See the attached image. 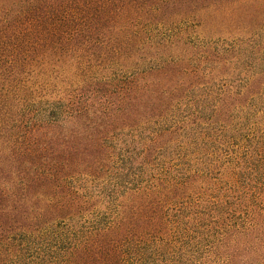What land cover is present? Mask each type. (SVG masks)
Wrapping results in <instances>:
<instances>
[{
    "label": "trees",
    "instance_id": "16d2710c",
    "mask_svg": "<svg viewBox=\"0 0 264 264\" xmlns=\"http://www.w3.org/2000/svg\"><path fill=\"white\" fill-rule=\"evenodd\" d=\"M199 1L0 0V264H264V0L233 71Z\"/></svg>",
    "mask_w": 264,
    "mask_h": 264
},
{
    "label": "rangeland",
    "instance_id": "374dc122",
    "mask_svg": "<svg viewBox=\"0 0 264 264\" xmlns=\"http://www.w3.org/2000/svg\"><path fill=\"white\" fill-rule=\"evenodd\" d=\"M183 7H185L184 10H187L186 12L190 11L189 16L179 17L177 14L183 12L175 9L173 11H167V17L163 19L164 22L172 25L188 28L191 39H189L185 45L182 44L181 48L186 46L189 48L192 46H203L201 53L205 51L207 53L210 47L215 48L220 51L219 56L214 57L211 61L206 63L203 71H233L234 67L232 65L226 66L221 61V59L225 58L223 49L227 44H231L229 40L233 38V32L228 36V32H221V34L216 29L221 25H227L226 27L230 26L233 30L237 25H242V23H239L241 19L236 22V18L242 17V13L248 10V5L237 4L235 0H218L216 2L213 0H202L196 3L191 2V4H185ZM157 19L158 24L161 23V18ZM245 22H248V19H246ZM220 37L221 39L218 41ZM229 37L230 39H228ZM222 39H226L228 42L224 43V41H221ZM180 54L179 50H177L173 55L179 57ZM184 55H186V57ZM181 56L182 58L179 60L182 61L183 66H186L189 56L184 52ZM194 60L193 58V63Z\"/></svg>",
    "mask_w": 264,
    "mask_h": 264
}]
</instances>
